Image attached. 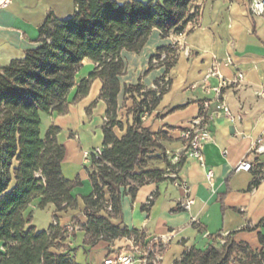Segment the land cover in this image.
<instances>
[{"label": "crops", "instance_id": "obj_1", "mask_svg": "<svg viewBox=\"0 0 264 264\" xmlns=\"http://www.w3.org/2000/svg\"><path fill=\"white\" fill-rule=\"evenodd\" d=\"M253 1L194 0L189 12L197 13V18L188 23L183 35L172 32L163 38L155 28L140 52H122L126 69L120 77L121 112L131 104L125 97L127 86L141 82L145 89H152L163 77L171 80L169 90L158 107L147 114L144 125L154 133L165 134L162 144L167 160L175 166L173 171L166 169L165 163L154 167L166 169V176L177 174L178 180L167 176L160 182L149 181L134 195L127 188L122 196V216L112 219L115 225L142 230L146 241L155 239L160 264H174L185 251L205 248L210 236L218 233L223 237L233 234L237 243H246L255 252L264 249L259 239L262 229H247L264 220V95L260 94L264 92V14L252 12ZM76 9V0H13L7 8H0V67L24 59L27 50L39 45V28L50 14L67 20ZM172 45L177 56L170 71L165 65L149 70L157 50ZM229 58L231 64L226 63ZM215 66L218 74L213 75ZM96 68L93 61H83L76 86L68 94L66 112L62 113L61 106L54 107L42 115L41 125L60 128L58 141L66 149L63 174L70 181L81 182L72 192L78 200L77 208L55 215L53 205L46 207L52 211L51 224L58 223L65 230L60 251L72 250L79 264H104L108 256L132 245L127 238L86 243L84 226L88 218L83 197L92 193L93 186L85 153L103 146L108 106L101 98L100 78L92 80L84 96L78 97L77 89ZM239 73L244 78L236 82ZM223 81L226 84L216 91ZM206 101L211 102L209 113L213 117L208 124L211 140L204 146L202 165L185 155L182 132ZM221 101L230 115L216 109ZM244 160L252 164V170H236ZM209 169L215 172L212 185L207 180ZM256 178L260 182L252 187ZM177 182L185 183L189 192ZM189 197L194 202L186 209L183 204ZM38 202L35 200L28 211L34 213Z\"/></svg>", "mask_w": 264, "mask_h": 264}, {"label": "trees", "instance_id": "obj_2", "mask_svg": "<svg viewBox=\"0 0 264 264\" xmlns=\"http://www.w3.org/2000/svg\"><path fill=\"white\" fill-rule=\"evenodd\" d=\"M193 1L76 0L72 18L59 20L50 14L39 28V45L27 50L24 59L0 67V264H79L72 250L60 251L65 230L58 223L38 230L34 213L28 210L35 200L38 209L53 205L55 215L78 206L72 192L81 182L63 174L66 149L58 141L60 128L51 126L43 134L41 125L42 115L54 107L66 112L68 94L86 59L97 68L78 85L77 96L86 95L92 80L100 78L101 98L108 106L102 153L92 151L86 165L93 186L83 197L86 243L127 238L146 244L142 230L115 225L112 219L122 216L123 191L129 188L134 195L149 181L171 177L165 170L175 168L162 144L165 134L152 132L143 119L158 107L171 80L163 86V77L152 89L141 82L127 86L125 97L131 104L121 112L120 77L126 69L122 52H140L155 28L163 38L183 33L197 18V13L189 12ZM176 56V46L160 47L149 70L165 65L169 72ZM156 163H165L166 169L155 168ZM172 179L177 181V174ZM259 182L256 178L252 187ZM247 229H262L259 239L264 245V220ZM153 249L148 264H155L158 245L154 243ZM174 264H264V249L255 252L248 244L237 243L233 234L218 233L210 236L205 248L185 251Z\"/></svg>", "mask_w": 264, "mask_h": 264}, {"label": "built area", "instance_id": "obj_3", "mask_svg": "<svg viewBox=\"0 0 264 264\" xmlns=\"http://www.w3.org/2000/svg\"><path fill=\"white\" fill-rule=\"evenodd\" d=\"M12 2L13 0H0V8H7L10 4H12ZM251 10L256 15H263L264 0H254L251 4ZM181 35H183V33H181ZM162 58H165V55H163ZM226 63L231 64V59H227ZM212 74H218L216 66L214 67ZM243 78V73H239L236 82H241ZM169 80L170 79L168 78V76H166L164 78V81L162 82V85H167ZM225 84L226 82L223 81L222 84L218 88H216V91L220 92L221 87ZM154 88L157 87L155 86ZM260 94L264 95V92L261 91ZM210 105V101L204 102L200 114L191 121L190 127L182 132V138L185 141V155L187 157L196 158L202 165L205 164V157L203 152L204 146L206 142L211 140V133L209 131L208 124L213 115L209 113ZM216 109L225 112L227 115H230L229 108L224 101L217 103ZM146 116L147 114L143 116V119H145ZM94 152L100 155L102 153V149L98 148L94 150ZM85 158H89L88 152L85 153ZM252 167L253 166L250 162L244 160L237 165L236 170L250 171L252 170ZM171 176L176 177L175 174H171ZM214 178V170L209 169L207 172V180L210 185H212ZM177 184L183 186L189 192V189L187 188V185L185 183L177 182ZM193 202L194 201L189 197L183 204L184 208L190 209ZM109 209L111 208L109 207ZM131 241L132 245L128 249L120 250L116 253L111 254L106 258L104 264H148V257L154 252L153 244L156 243V240H148L146 241L145 245H143L142 242H137L134 239H131ZM154 262L155 264L159 262L158 257H156V260Z\"/></svg>", "mask_w": 264, "mask_h": 264}, {"label": "rangeland", "instance_id": "obj_4", "mask_svg": "<svg viewBox=\"0 0 264 264\" xmlns=\"http://www.w3.org/2000/svg\"><path fill=\"white\" fill-rule=\"evenodd\" d=\"M48 125L43 124L42 132L45 134L48 130ZM52 211L49 208L34 210V225L38 230H43L49 227L52 221Z\"/></svg>", "mask_w": 264, "mask_h": 264}]
</instances>
